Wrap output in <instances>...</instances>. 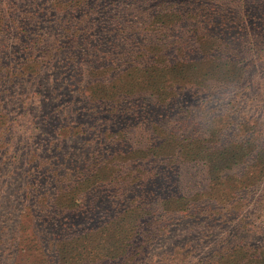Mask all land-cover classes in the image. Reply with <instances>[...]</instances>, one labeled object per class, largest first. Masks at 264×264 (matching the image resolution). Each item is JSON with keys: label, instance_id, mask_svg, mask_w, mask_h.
<instances>
[{"label": "rangeland", "instance_id": "374dc122", "mask_svg": "<svg viewBox=\"0 0 264 264\" xmlns=\"http://www.w3.org/2000/svg\"><path fill=\"white\" fill-rule=\"evenodd\" d=\"M263 260L264 0H0V264Z\"/></svg>", "mask_w": 264, "mask_h": 264}, {"label": "trees", "instance_id": "16d2710c", "mask_svg": "<svg viewBox=\"0 0 264 264\" xmlns=\"http://www.w3.org/2000/svg\"><path fill=\"white\" fill-rule=\"evenodd\" d=\"M246 14H247V13H245V11H243V16H244V17L247 16ZM217 41H218V39H217ZM237 65L241 67L239 60H238ZM241 69H242V68H239V69L237 68V71H239V70H241ZM254 263H256V261H255ZM262 264H264V260H263V263H262Z\"/></svg>", "mask_w": 264, "mask_h": 264}]
</instances>
